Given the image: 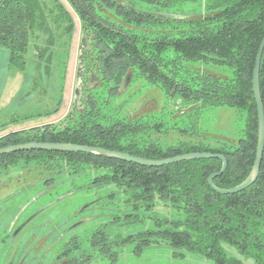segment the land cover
<instances>
[{
    "label": "trees",
    "instance_id": "1",
    "mask_svg": "<svg viewBox=\"0 0 264 264\" xmlns=\"http://www.w3.org/2000/svg\"><path fill=\"white\" fill-rule=\"evenodd\" d=\"M67 1L81 23L79 101L61 126L47 123L9 131L0 135V148L28 142L72 143L147 160L188 152L221 153L227 166L213 178V184L232 188L245 180L258 143L252 73L264 36V0H204V15L192 19L153 14L185 0ZM170 21L186 23L191 31L172 25L179 35L160 32ZM73 25L60 0H0V46L8 52L6 67L27 74L29 88L19 98L39 90L53 98L52 108L13 116L10 122L58 111ZM32 46L31 73L27 56ZM195 60L227 65L233 76H176L180 63ZM128 73L130 79L137 76L158 87L169 101L179 99L181 108L166 105L159 112L129 118L116 100ZM52 75L55 87L50 85ZM259 95L264 110V49ZM208 106L244 109L242 134L231 143H205L196 114H191ZM167 113L179 119L170 124ZM169 129H177L185 139L162 146L154 133ZM221 164L219 158L211 157L142 166L80 151L32 149L0 154V175L10 168H27L47 187L59 183L75 192H93L89 208L100 210L95 214L96 226L87 238L79 239L74 224L70 226L73 218L64 220L63 235L49 251L54 258L99 257L113 264L120 256V245L132 243L131 252L140 255L163 243L180 259L191 253L215 264H245L247 259L264 264V152L254 182L233 194L217 193L207 183ZM119 226L131 227V231L111 236L109 230Z\"/></svg>",
    "mask_w": 264,
    "mask_h": 264
},
{
    "label": "rangeland",
    "instance_id": "2",
    "mask_svg": "<svg viewBox=\"0 0 264 264\" xmlns=\"http://www.w3.org/2000/svg\"><path fill=\"white\" fill-rule=\"evenodd\" d=\"M60 1L71 14L74 25L70 37L62 100L59 109L56 113L49 116H34L19 119L14 123L10 122V118L13 116L19 117L36 110L52 108L53 98L48 91V94L43 95L40 94L39 90V93H34L21 100L19 97L29 88L26 80L27 74H22L21 71L14 67H6L8 52L0 46V135L12 130H20L47 123L61 126L62 119L73 109V104L77 98V87L79 88L77 67L81 23L68 1ZM173 12L178 14L175 17L182 19L199 18L204 15V0H185L160 11V13H171V15H174ZM164 24L167 25L166 29H159L160 32L167 31L170 34L179 35V31H175L172 25L183 28V31H191L186 23L180 24L170 21ZM181 28L179 30H182ZM33 50L32 46L27 56L29 62L28 70H31V73L33 72V62L35 61ZM203 73L220 78L233 76L231 67L224 64L217 65L210 60L184 61L179 64L176 76L178 78L180 76L188 78L190 75L194 76ZM52 83L55 87L54 75H52L50 85ZM50 85L47 84V90L51 88ZM98 90L99 94L103 95L102 89L99 88ZM53 91L51 90L50 92ZM116 100H120L124 107L123 112H127L129 118H135L141 114L159 112L166 105L170 109H179L182 104L176 98L169 101L162 90L156 86H151L137 76L132 77L125 88H121V93ZM194 114L197 117L198 130L202 133L205 143L217 144L218 141L231 143L242 134L245 122L244 109L208 106L194 110L191 116H194ZM166 118L168 123L171 124L175 123L179 116L177 114L170 116L167 113ZM177 124L179 126L183 125L182 121H178ZM154 134V139L158 138L157 141L162 146L185 139L177 129H169L166 133ZM80 181L81 179H78L76 183ZM71 188L68 185L59 183L47 187L42 183L41 177H38L34 171L29 172L27 168H10L4 171V174L0 175V258H6L8 253L14 248L18 247L20 251L44 241L46 242L41 248H51V245H54L52 242L55 239L54 237L63 235L61 228L64 225L63 221L66 219L73 218L72 221L75 223V219H78L79 216L86 218L87 221L84 224L81 223L80 227L76 226L79 228L80 238H85L96 226L97 215L95 214L100 210L89 208L93 192L87 193L84 190L75 192ZM160 209L164 210L165 208L160 207ZM14 215L16 216L14 217ZM12 217H14V222L16 223L13 231L11 229L15 223H11ZM78 224L80 222H76L74 225ZM129 231H131V227L119 226L110 229L109 233L111 236L117 234L119 237L124 236ZM15 234L16 236H14ZM14 237L17 238L16 241ZM132 245V243L120 245L118 247L120 256L113 264H215L201 254L186 253L183 259L174 257L172 250L163 243L155 244L154 247L150 246L142 254L135 255L131 252ZM232 253L234 254L235 252ZM38 254L39 252L37 251L34 255L38 256ZM235 255L237 254L235 253ZM92 260L91 264H112V261L108 258L95 257ZM244 263L256 264L250 259L244 260ZM0 264H3L2 260H0ZM24 264H46V262L45 260H32L31 263L24 262Z\"/></svg>",
    "mask_w": 264,
    "mask_h": 264
},
{
    "label": "water",
    "instance_id": "3",
    "mask_svg": "<svg viewBox=\"0 0 264 264\" xmlns=\"http://www.w3.org/2000/svg\"><path fill=\"white\" fill-rule=\"evenodd\" d=\"M154 15H164L166 17H175V15L170 14H160V13H153ZM264 49V36L259 44L256 56H255V63L253 67L252 73V92L254 96V101L256 104L257 116H258V143L256 149V156L255 161L252 165V168L248 174V176L243 180L240 184L232 188H218L213 184V178L219 174H221L226 166L227 161L223 154L221 153H211V152H188L184 154H178L172 157H167L160 160H147L143 158H139L133 155H129L124 152L108 150L101 147L95 146H88V145H79V144H72V143H59V142H28L23 144L17 145H9L3 148H0V154L8 153L18 150H32V149H39V150H58V151H80L85 153H91L95 155H101L108 158H117L127 162H133L142 166H161L181 160L187 159H194V158H211L216 157L219 158L222 162L221 168L218 172L212 173L207 178L208 185L217 193L220 194H233L239 192L240 190L245 189L247 186L252 184L257 177L260 162L263 157L264 152V110L261 104L260 95H259V69H260V61L261 56ZM78 71V67H77ZM130 73H128L122 83V88H125L130 80ZM77 82L79 84L78 75H77ZM77 98L73 105L77 104L80 98V88L77 87Z\"/></svg>",
    "mask_w": 264,
    "mask_h": 264
},
{
    "label": "flooded vegetation",
    "instance_id": "4",
    "mask_svg": "<svg viewBox=\"0 0 264 264\" xmlns=\"http://www.w3.org/2000/svg\"><path fill=\"white\" fill-rule=\"evenodd\" d=\"M15 216L16 215H14V217ZM14 217L11 218V223H13V224L15 223L14 222ZM76 219H75V221L76 222H80V224L74 225L75 226L74 229L77 230L75 232V234H76V236L79 239H82V238H80V235L78 233L80 231H79V228H77V227L78 226L80 227L82 224H84L85 221H87V219L83 218L81 216H79V218L77 220ZM71 223L72 224L70 226L75 224L74 221H72ZM15 225H16V223L13 225V227L11 229L12 231L16 227ZM6 226L8 227V225H6ZM81 230L84 231V229H82V228H81ZM88 235L85 238H87ZM14 236H16V234ZM54 238H55L54 241H52V240H50V241H52L54 245H58L57 242H55V241H59L60 236H57V237H54ZM14 240L16 241L17 238L14 237ZM11 242H13V240H11ZM45 242L46 241H44L42 243L41 242L37 243L36 246H30V247H28V249H21L20 251H19L18 247L16 249L14 248L11 252L8 253V256L6 258H0V260H2L3 264H18L19 262H20V264H24V262H28V263L30 262L31 263L32 260H45L46 264H91V262L93 261V260H65L66 259L65 257H61V258L60 257H56V258H54L52 256H49V251H50V249H52L54 247V245H51V248H44V249L41 248V246H43V244H45ZM82 242L83 241L81 240L80 243H82ZM47 244H49V243L47 242ZM40 248H41V250H39ZM81 248H82V246H81ZM37 251L39 252V254H38V256H35L34 254ZM79 258H82V257H79Z\"/></svg>",
    "mask_w": 264,
    "mask_h": 264
}]
</instances>
